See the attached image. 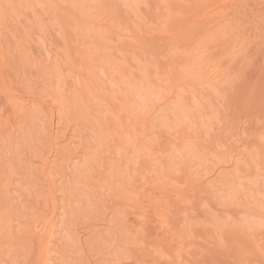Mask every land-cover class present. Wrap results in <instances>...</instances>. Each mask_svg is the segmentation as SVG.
Returning <instances> with one entry per match:
<instances>
[{"label": "rangeland", "instance_id": "obj_1", "mask_svg": "<svg viewBox=\"0 0 264 264\" xmlns=\"http://www.w3.org/2000/svg\"><path fill=\"white\" fill-rule=\"evenodd\" d=\"M16 1L17 2H14L15 4L13 3L14 5L8 3L12 7L7 9V13L9 14L8 15L9 18L12 16V18L15 19V22H13L14 21L13 19H12L13 21L10 19L12 21V24H10V28H8V29H6L5 26L3 24L1 25V23H0V45L3 46L5 49L4 61L6 60V63H7L6 65L9 66V70H11V72L13 74L12 75L13 78L16 77V75H17L18 76L17 78H19L20 80L22 79L24 81V83L22 85L25 87L24 89L28 90V87L31 84L29 82V80L33 75L28 74L30 72H28L29 70H27V66H28V69L33 68L32 69L33 71L39 72L41 74V76H42V74H49V75L53 74L54 79L52 80L53 86L51 87V90L54 92L56 91L61 96V98H60V96H58L59 98L56 97L55 101L61 102V104L66 107L65 110H67V111H66V113L63 112L64 113L63 115H65V116L69 115V116H67L65 118L70 119V117H74L73 120L75 121V117H76V120L79 117H81L83 120L82 119H80V120L85 122L84 118H86V116L88 115L87 120H91L90 121L91 124L90 123H88V124H89V126L90 125L91 126H90V129L89 128H87V129L91 130V127H92L91 131L92 132L94 131L95 134L97 132V135L101 132V134H99L96 137V135L94 136V134L88 133L89 131L87 129L85 131H82L85 129V127H83L82 130L81 129L79 130V133H80L79 135L82 138L81 144H83V142L92 144L93 147H92L91 151L95 150L94 152L97 153V151L99 152V150L103 151L104 150L103 148L106 144H107V146H110V148H111V146H113L114 143L111 142V141H113V137H111L112 133H113L115 139H118L120 137H121L120 139H122V137L123 138L127 137V138H131L132 139L131 141H135L134 139H136V140L138 139L137 142H139L140 141L139 139L141 138L142 142H140V144H141L142 148H141L140 154H143V157H141L140 160H138L139 158H138L137 154H136L137 157H136L135 153H133V155L130 154L131 151H129L128 147L123 146V148L125 147L127 150L125 148L120 149L121 143L123 145L126 142L125 139L121 140L120 144L118 145L119 149H117L116 151L119 153L121 152V157H122V153H123V156H126L127 157L126 159L130 160V161L128 160L129 162H132V160H133V163H135V162L138 163L137 166L141 165L140 167H142L143 170H145L144 171L145 174H143L144 177H145V175L147 176L145 178L143 177L145 180L148 181V179H151L149 181L152 182L156 179L154 182H158L162 185L166 184L165 187H167L168 185H171L173 187L178 188L179 190L183 189L184 191L182 190V193H184L185 195L187 194V196H185L186 198L189 197V199L187 198V200L190 201L189 207H188V201L186 204L189 209H187V211L183 215H180L181 217L179 216L180 219H178V223H176L177 225L175 223L170 224V226L168 225V228L170 230L169 229L163 230L164 227L161 228L160 230H155L153 227H147V228H144V230L140 231V233H137V232L135 233V230H134L132 237L130 238V236H129V238H127L128 237V236H126L127 233H125V230H123L125 235L122 234V229H121L120 235H121L122 239L124 238L123 239L124 241L126 240L125 243L128 242L129 239H130V241L134 240L133 242H136V243L138 242V244H136V245L141 246V249L143 250V254H144L141 258H139L137 263H132V262H130L131 259L128 257L130 254L126 250H125L126 251L125 252L123 249L125 247H127V248L132 247L131 245L130 246L126 245V244H132V243L129 241V243L125 244L126 246H124V244H121L122 245L121 248L123 249V252H121V253H124V254L128 253V256H127V254L125 256H124V254H122L123 257L129 258V259H124L122 257L121 258V259H123L122 263H125V264H153L151 261V257L148 256V255H150V256H154L156 259L157 258L159 259V260L157 259V261H159V262H157L158 264H165L163 257H164V252H165L166 247H164L162 238L164 237L165 234L168 233L169 235L175 234L176 236L180 237L182 240L181 242L183 243L182 245L184 246L183 248L184 249L186 248L187 255H184V257H182L181 260H178L179 261L178 264H264V234L257 235V237H255L256 238L255 241H256L257 245L255 244V246L248 248L250 250V254H249V256H247V258H244L242 260H237L235 258L236 253H241V254L243 253L241 251L242 249H239L238 251H236L233 243L230 241V239H228L229 237H227L228 240H226L225 238L220 236L222 238L218 237L214 243H210L209 241H207L204 238L203 233H201L198 230H197V233L195 232V234H193V236H188L189 232H191L190 228H195V227H197L203 223L208 224V225L209 224L214 225V227H216L218 225L217 226L218 229H220V228L224 229L226 227L227 222L228 221L230 222V220L234 218L237 220V221L235 220L237 222V224H239V226L238 225L237 226L240 227V225H241L240 228H245V227L257 228V227H260L262 224L264 225V217L259 216V215L248 216V215L241 214V213H240L241 215H239V213H237L238 214L237 217H236L237 214L236 215L231 214L233 216L232 217V216H230V214L229 215L227 214L229 212H227V213L223 212L222 213V211L220 212L219 209L217 207H215V205L213 206L210 202L205 200V198L203 196L199 197V196L195 195V196H197V197H195L194 194L196 192H194V187L187 188L188 185L186 186L184 179L179 178V181H177L178 179H175L174 178L175 176H172V175L176 174V173H173L175 171V169H177L178 166H180L176 163L177 162L179 163L183 159H185L186 161L192 159L191 161L194 160L193 164L194 163L195 164L200 163L203 166H205V165L206 166H212V164L214 165V163L215 164L220 163V165H222L223 167H228V165H229L228 163H229V160L231 159V157L235 156L239 152H242L241 148L239 149V147H242V145L247 144L249 142V144H247V145H249L247 147V149L250 147L248 149L250 151L248 152V150H246L248 153H246V151H243V152H245V156H246V154L248 156V157L244 156V158H245L244 161L246 162L247 158H251V160L247 159V162H250L251 166H253V169H252L253 171H251V173L247 174V175L243 171H241L243 175H241V173H239V174L237 173L238 176H236V177H239L240 180L239 179L236 180V177H235V180L232 182V186H233L232 190H235V192H236L234 194V196H237V193L239 196L241 194L244 195V193L246 192V190L248 188L251 191L247 190L248 192L245 193L246 198H249V200L256 198L258 200L261 199V201L262 200L264 201V189H263L264 178L262 179V177H261V176L264 177V169H263L264 163L261 162V160H262L261 158L264 156V152H263V150H264L263 149L264 148V18H263V15H261L260 18H259V16L258 17L255 16L253 13H250V15L248 14V16H245L244 18H243V16H240L241 17L239 19L240 25H241V26H239L240 28L237 26L236 28H238V29L234 30V32H232L231 34L226 33V34H230L231 36H234L233 34H236L237 33L236 31H238L239 33L236 34L238 39H245V36H246V39L249 38L248 40H251V41L254 40V41L252 42L253 45H251V43H250V45L247 46L246 51L244 50L243 52H241L242 54L239 53L241 55L239 57L238 56L236 57L235 62L232 63L233 66L231 65V67L228 68L230 72L232 71L231 74L233 77L236 76L237 78H241V79H237L240 81H235V82H233L234 85L231 83L230 86L226 87V89L224 87V89L220 88L218 91V90H216L218 88L215 87V90H214V86L208 85V84L206 85L205 83L203 84V82L197 83V85L199 84L200 87L199 86H195V87L192 86L191 87L192 84H191V81H189V79L191 80L192 76L195 75V73H194L193 68L185 67L188 65V63L186 61H187V57H188L190 48L191 49L193 48V47H191L192 46L191 43L193 42V44L194 43L198 44L200 41L203 42V40L205 39L204 38L205 36L201 37L203 35L202 29H199V28H202L203 25H201V24H203V21H199L197 23V25H199L200 27L195 31V33L192 36L188 35V34H190V33H188V27L190 26L191 22L194 20L196 21V19L198 18V16L202 12V7L200 5L201 0H95L94 4L92 3L93 5L88 4V7H89L88 9L93 11V12L95 11L94 16H96V17H99V16H100V18H101V16L104 17L105 11L107 12L110 8V5L112 7V4L113 5L116 4L115 6H118V7L120 6V8H123L126 6L125 7L126 10L124 8H123V10L125 11V13H127L128 11L129 12H128V15H125V13L122 9L120 11V9H118V7H115L121 13L123 11V14H121V16L119 15L120 17H118V15H117L113 18L114 20L111 21L112 23H110V26H112V28L110 27V30H109V27L108 28L103 27V29H102L100 24H94L92 26L94 29L90 28L89 26L86 27V25H79L78 26V28H77L78 37H80V38L89 37V40L94 39V40H97V42L98 41L101 42V43H93L90 45L86 43L87 46H86V44L85 45L82 44V46H81V49L83 50V54H84L83 57L85 59H87L88 64L90 63L89 65H91L89 67L90 69H86L85 76L83 75L84 79H81V77H80V80H79L80 82H82L81 80H83L85 85L88 87V88H86V86L81 83V85H83L82 87L87 89L86 92H87L88 97L87 96L85 97L86 94L84 95L81 92V88H77V86H76V88L73 89L74 91L76 89L75 93L73 91H71V89L74 86L73 84H75L74 75H73V77L70 76V74L73 71L70 73V71L69 72L65 71L63 68V64L66 62L70 63L72 65V67L76 66L75 62L73 64H72L73 61L68 62L70 50H69V46L67 47L64 42L67 40V42H68L67 44H69V45L72 44V40L69 37H70V34H73V33H71L73 31V29H70L71 31L69 30V28L66 24V21H65L66 19H64L63 17H60V15H59L58 19H54V18L52 19V17H49L44 13V11L42 9L43 6L40 7V4L38 5V3H36V1L34 2V0H16ZM18 1H19V3H18ZM205 1H208V0H205ZM244 1H246L248 4L249 3L257 4L256 2H252L253 0L252 1L251 0H244ZM44 4L50 5L48 0H44ZM65 4H68V3H65ZM65 4H64L65 7L62 5L64 8H67L68 6H70V4H68V6L66 7ZM62 6H60V8ZM92 7H95L94 10H92ZM251 7L253 8L254 5H251ZM21 8H24V10H26L27 13L25 16H22L21 12L23 11V9H21ZM52 8L58 9V7H52ZM69 8H68V10H69ZM64 10H66V9H64ZM57 11H59V10H57ZM253 11H255V10H253ZM233 23H235V22H233ZM96 25H97V27H96ZM95 27L98 29H96ZM112 32H114L113 35L111 34ZM222 32L219 31V32L214 34L215 35L214 39H216L215 41H217L216 44H218V45H220V44L223 45L228 40V38H226V37H228V35L227 36L224 35L226 31H224V33H222ZM39 33L45 37V41L47 42L49 49L53 53H55V55H56L55 60L52 61V63L50 65L48 63H46L47 61L45 59L44 50L37 43L38 42L37 37H38ZM115 36H117V37H115ZM222 36H224V37H222ZM64 37H66V40ZM68 38H69V40H71V43H69L70 41H68ZM71 38H72V36H71ZM223 38L224 39L226 38L227 40L226 39L222 40ZM252 38H254V39H252ZM63 39L65 40L64 42H63ZM214 44H215V42H214ZM203 45H204V43H203ZM108 50L111 52V53H109V54H111V56L112 55H113V57L115 56L114 58L112 57L113 60L115 58H117L118 55H120V59L118 57L119 61L116 59V61L114 60L112 62V65H111L109 62L111 60H108L109 58L107 59L104 56L105 53L107 54V52H109ZM215 50L216 49H212V50L209 49L208 51H205V50L201 51L202 52L201 53L202 54L201 59L204 60L205 63H207V62L211 63L214 61L217 65L222 64L223 60L221 57L218 56L220 52L217 50L218 53L216 54ZM215 55H217V56H215ZM25 58H28L27 59L28 61ZM95 59H97V60H95ZM127 60H130V63H131L130 67H132L131 70L133 72L131 70L123 72V70L120 68V66L123 67L124 62ZM103 61H105L104 63H106V64H107V62H109V65L112 66L107 71L109 73V77L111 75L112 77L116 78V79H114V78L112 79V77H110L112 79V81H111V83H108L106 85V87H107L110 84L107 87V88H109L108 90H106L104 88L103 96L104 97L105 96L114 97L116 100H118L121 103L122 111H124L123 114L125 115L124 116L125 122H126V120H128L127 118L129 117V115H130V117H129L130 119L132 117H134V115L136 117L140 116L143 113V111L145 110V108L143 109V106L146 107L150 102H153L152 100L159 98L161 95L168 96V93L172 94L174 92H175L174 95L175 94L179 95V96L175 95V98L173 97L171 101L169 100L168 101V102H170L169 104H167L168 103L167 102L165 104V106H161L162 107L161 113H160V115L158 114V116H162L161 119L162 118L163 119L161 121H159L160 118H157V116H156V119L154 121L155 127H157L158 122H161V123H159V128L157 127L159 129V130L157 129L158 134L160 133L159 135L152 136V135H150L149 132H145V131H144L145 134L143 132H141V133L134 134L132 137H131V135L130 136L125 135L129 131V129H126V127H123V125L126 123L128 124V121L130 122V119L126 123L123 122L121 119V116L119 115V113H117V110L113 109L110 104L108 105L107 103H105V101L101 100L99 97L98 86L102 85L103 82L101 81V79L103 80V78L99 75V72H97L96 67L99 63H103ZM113 63L115 64V67L113 66L114 65ZM118 63L119 64L121 63V64L119 65ZM124 67H126V66H124ZM225 68L222 67V68H220L219 71H221V70L224 71ZM73 69H75V68H73ZM76 69H79V66ZM137 69L139 71H135ZM228 69H226L225 71H227ZM17 70H19V71H17ZM113 71H116V73ZM134 71L138 72L137 75H139V77L136 75H135L136 77L133 76ZM23 72H26L25 73L26 75H24ZM129 72L130 73L132 72L133 75H132V73L129 74ZM230 72H228V73H230ZM39 73L38 74L36 73V74L39 75ZM19 75L20 76L23 75L22 76L23 78H20ZM29 75H31V76H29ZM24 76H26V77H24ZM27 76L29 77V79H25V78H27ZM72 78L74 79V83L72 82L73 81ZM34 79L35 78H33V80ZM25 80H28V82ZM33 80L31 82H33ZM39 80H40V78H39ZM113 81L115 83H112ZM31 85L32 86H30L29 90L33 88L34 84H31ZM70 86H71V88H70ZM64 88H67V89L65 91H63ZM174 88H178V89H174ZM33 89H37V86L34 87ZM23 91H25V90H23ZM61 91H62V93H61ZM56 92H55V94H56ZM70 92L74 93L73 94L74 98L76 97V94L77 95L79 94V97L81 96V94H83L81 96L83 99L81 97H80V99H79V97H76L77 99L72 98V101H71V99L69 100L66 94L70 93ZM136 92H138V93H136ZM63 96H65L64 98H66V99H62ZM98 97H99V99H98ZM128 97H131L132 99L126 100ZM59 99H60V101H59ZM61 99H62V101H61ZM181 100H183L185 103H187V105L190 108L191 107L192 108L197 107L196 109H198V111L201 109V107L199 109L198 106L199 105L202 106L204 104L205 106H207L209 108V110H208L209 112H205V110L203 111L204 106H202V109L200 110V112H198L199 116L201 114H203L198 118L199 120L201 119L200 122L198 120V121H193L192 123H189L188 121H191V120L188 119L186 121L187 118H185L186 115L184 114L186 109L184 108L185 111H183V107H185V106L183 104L184 102L180 104ZM148 101H149V103H148ZM66 103H68V104L66 105ZM201 103H202V105H201ZM158 104L159 103H157V105ZM134 105H135V107H134ZM64 106H63V108H64ZM93 106H94V108H93ZM99 106H100V108H99ZM167 106H168V108H167ZM181 106H183V107H181ZM7 109H9V105H7L6 98L0 94V116L3 117V119L1 121L5 120V121H8V123H10V124L16 125L17 121L14 122L13 116L8 114L9 110H7ZM139 109H140V111H139ZM93 110H94V112H93ZM158 110H160V107ZM204 114H205L206 120H204L205 119L203 117ZM126 115H128V116H126ZM164 115H165V118H164ZM141 116H143V114ZM202 117H203V119H202ZM70 120H72V119H70ZM156 120H157V122H156ZM118 121H119V123H118ZM194 122H196L197 124ZM201 122H203V123H201ZM193 123H194V125H193ZM198 123H200L201 126ZM25 126H26V128L24 129ZM25 126L24 127L22 126L21 127L22 129H20V126L16 127V129L22 130L20 132L18 131L19 132V134L17 133L18 137H20V135L22 136L21 138H23V136H25L26 138L24 137L22 140L25 141L27 139V141H28L29 137H28V135L26 136V134H27V132L29 134V131H28L27 125H25ZM93 126H95V127H93ZM110 126H113V127H110ZM115 127H117V128H115ZM185 127H188V128L190 127L188 134L192 135L194 132H196L197 135L194 133L192 136L188 137L186 134L187 132H184L187 137L183 135L182 138L179 139V135H180L181 130L183 133V131H185L187 129ZM160 128H161V130H160ZM110 129L112 130L111 132H109L111 134L107 133L108 132L107 130L110 131ZM101 130H103V131H101ZM116 130H118L122 136L119 133L115 134L118 132ZM176 130L178 131L179 134L175 135L174 133L177 132ZM163 131H168L169 133L166 132L167 135H165V134L163 135L162 134ZM192 131H194V132L192 133ZM25 132H26V134H25ZM102 132H103V134H102ZM106 133L111 135V136L106 135ZM148 133H149V135H148ZM171 133H172V136H170ZM194 135L198 136V138L197 137L195 138ZM90 136L91 137L94 136L95 138H98V140H100L99 144L100 143L102 144V142H103V146L101 145L102 149H100V148H99V150L97 149L99 147L97 145L98 143L96 144L97 139H95V138L93 139V137L91 138ZM99 136H101V137H99ZM104 136L106 138H109L110 140L109 139L107 140ZM157 136L158 137L162 136V137L157 138ZM2 137L4 138V140H3L4 142H3V146H2V144L0 145V173H1L0 176H2V173L4 174L5 173L4 171H6V170H7L6 174H8L7 173L8 169H6L8 162H6V161L9 158L8 152L10 151V149H9L10 147L8 144L9 142L6 139V136L4 134L0 133V139H3ZM83 138H85V140ZM90 138L93 139L94 141L92 140L93 141L92 142ZM185 138H186V140L187 139L188 140L183 141ZM18 139L19 138H17L14 141V143L17 142ZM194 139H196V140H194ZM27 141H25V142H27ZM129 141L130 140H128V142ZM21 142L23 143V141H21ZM195 142H197V143H195ZM24 143L22 144V146L24 145ZM35 143L36 142L32 143V145ZM104 143H106V144H104ZM28 144L29 143H26L24 146H27ZM83 145L85 146L86 144H83ZM76 146H79V145L76 144ZM96 146H98V147L95 148ZM198 146H199V148H198ZM31 147L33 148V152L35 150V152L38 151V153H43L42 148L40 149V146L38 144L28 147L29 150H32ZM36 147H38L37 148L38 150L36 149ZM80 147L81 146H79L78 149ZM201 148L203 151L201 150ZM96 149H97V151H96ZM5 150H6V153H8V154L5 153ZM233 151H234V153H233ZM28 152H29L28 150H27V152H25L28 154V156L25 157L26 159L24 158L26 160L24 162L25 165L29 166V167L31 166L33 169H37L39 167L38 166L39 161H40L39 157L41 155H39V157H35L32 155V157H33L32 158ZM89 152H88V156L90 155ZM124 152H126V153L124 154ZM127 152H129V155ZM228 153H231V154H228ZM177 154L179 156V159L176 158ZM35 155H38V154H35ZM86 155L85 156L82 155L83 158L81 157L79 160H78V158H77V160L74 159L73 163L70 162L69 164L65 165V167H64L66 169L65 173L69 172L68 174H70V172H72V171H73L72 173H75L76 171H78V170H76L77 168L75 169V167L78 166L79 167L78 169H80L79 174H81V176L84 177V175H82V172H81L82 166L77 165V164L79 163V161H80V164H82L83 161H81V159H85L86 157L87 158L85 160L90 161V162H94V161H91V159L94 156L93 157L89 156L91 158L90 159ZM93 155H96V154H93ZM91 156H92V152H91ZM150 156H151V159L153 160V162H154V160H157V161L150 164L148 162L150 160ZM184 156H186L187 159H186V157L183 159L181 158ZM228 156L230 158H228ZM119 157H120V154H119ZM119 157H118V159H119L118 163L116 162L117 165L115 163V166H114V168L116 167L117 169L119 168L120 163L122 164L121 166H123L124 164L122 162L127 161V160L126 161L123 160V157L122 158L121 157L119 158ZM147 158H148V160H147ZM180 158H181V160H180ZM75 160H76L77 164L75 163ZM93 160H95V159L93 158ZM4 162L7 163V165L4 164ZM37 163H38V165H37ZM94 163H95V166L93 165V163H91L92 166L90 167L91 169H93V171H95V173L92 171V175L88 174L87 170H83V171H85V173L87 172L85 175H87V176L91 175V176H89V178L90 177L95 178L97 176L96 174H97L98 166L96 168V161ZM126 163H125V165H126ZM139 163H140V165H139ZM226 163H227V165H226ZM128 164H127L128 165L127 168H129V171H130V165L132 163H128ZM93 166H94V168H93ZM121 166H120V170H118L116 173L114 172V175H118L119 177L116 176L117 178L115 177L116 178L115 179L114 175H113V178L115 179V180L113 179V181H116L117 179H119V181H120V179H121L120 174H122L123 176L126 175V171H125L126 167L121 168ZM149 166H152V168H150V171L147 168ZM254 166H256L255 169H254ZM257 166H259V167H257ZM127 168H126V170H127ZM215 168L216 167H214V169ZM164 169H165V171H164ZM74 170H75V172H74ZM129 171L127 170V173ZM119 172H120V174H119ZM148 172H150V176L152 175L151 178H150V176H148L146 174ZM89 173H90V171H89ZM103 173H105V172H103ZM76 174L77 173H75V175ZM249 175H251V176H249ZM87 176H85V177L87 178ZM153 176L155 179L154 178L152 179ZM246 177H248L249 179ZM259 177H260V179H259ZM69 178L72 179L71 175H70V177L68 176V179ZM124 178L122 177V179H124ZM129 178H131V175L129 176ZM90 179H88V180H90ZM122 179L119 182L120 184H118V186L120 187L119 189H118V186L116 189H114L115 185L110 184L109 186H111L113 188V193L115 191L117 192V195L114 193L115 197L118 196V193H119V195L123 194L122 195L123 197L125 195L126 197L128 196L127 198H131L133 193L136 194L135 192H138V188L135 190V192H133L132 189H134L136 186L133 185V183H129L128 179H125L128 181H125V180L122 181ZM245 179L249 180V182H247ZM243 180L246 182H244ZM254 181L257 182L256 183L257 185H251V184H253ZM16 182H17L16 183L17 185H15V188H14V186L12 188V190H13L12 193H14L13 197H14V199H16V197H17V199L15 201L16 202L20 201L19 202L20 205L21 204L25 205V202L27 200V197H26L27 194H30L31 196L33 194L35 195V193H34L35 190L33 189L35 187H32L33 184H31V182L28 179H26V181L18 180ZM70 182H71V180H70ZM70 182H69L70 188L68 187L69 190L72 188V185H71L72 182L71 183ZM124 182H127V184L129 183L130 185L124 184ZM236 182H237V184L238 183L240 184V185L238 184V188H236L237 186H235V185H237ZM117 183H118V180H117ZM121 183L123 184V187L121 186L122 185ZM125 185H127L129 187L132 185L134 187V188H132V186L130 187V189L132 188L131 189L132 191H130V189L128 190V191H130L129 195H128L129 192H126L127 189H126ZM148 185H149L148 183L144 184V188H145L144 193L145 194L143 195L144 198L142 199L143 203L146 202L145 197L151 191L150 189H148ZM239 186H241V187L239 188ZM253 186H255V187H253ZM258 186H260V188H258ZM129 187H127V188H129ZM122 188H123V190L126 189L125 193H124V191H121ZM167 188H169V186ZM255 188H256V191H255ZM239 189H241L240 192H242V191H245V192L244 193L242 192L239 194ZM37 190H38V194H37V196H38L39 191H42V190L36 189V193H37ZM230 190H231V188L228 189V191H230ZM72 191H73L72 194H69V195L70 196L74 195V197L72 196L73 198L76 197L73 200L78 201L81 199V201H82L83 199H85L82 194L81 195L83 198L82 197L80 198V195H79V197L76 196L78 193L77 194L75 193L76 194L75 195L74 194L75 191L74 190H72ZM70 192H71V190H70ZM139 192H140V190H139ZM232 193H234V192L231 191L230 195H232ZM250 193L252 195H250ZM34 195H33V197H31V196H29V197H31L33 199H37L36 198L37 196L34 198ZM41 195H39V196H41ZM67 195H68V190H67L66 196ZM247 195H249V196H247ZM250 196H254L255 198H250ZM72 197H70L68 199L72 200ZM126 197H124V198H126ZM134 197H135V195H134ZM136 197H138V196H136ZM163 197H166V196L164 195ZM167 197H169V196L167 195ZM198 197H199V199H198ZM25 198H26V200H23ZM41 198H43V197H41ZM41 198H40V200H41ZM116 198H120V196H118ZM40 200H37V201H40ZM71 200L68 202H71ZM85 200H83V201H85ZM22 201H24V202H22ZM250 202H252V201H250ZM253 202H255V201L253 200ZM256 202H257V200H256ZM41 203H42V200H41ZM71 203H68V204H71ZM255 203L252 205L254 206L256 204H260L258 202L256 204ZM42 204H44V202ZM33 209H34V207L31 210H29L30 214L28 213L29 219H31V220L32 219L34 220V215L35 214L37 215V213H38V212H36L37 211L36 208H35L36 209L35 211ZM71 213L73 215V212H70L69 213L70 216H71ZM38 215H39V213H38ZM258 218H260L261 220ZM95 220H98V219L95 218ZM29 221L18 222L16 225H14L15 231L17 232V234L18 233L22 234V235H26L27 233L29 234V231H31L33 228V225L30 226V224L33 221L32 222L31 221L29 222ZM84 227H85L84 225L80 224L77 227L78 229L76 228V230L78 232L75 231L74 234L79 235V237H81L82 239L85 238L84 237L85 231H83ZM30 228H31V230H30ZM260 230L261 229H259V231ZM34 231H36V229L33 228V232ZM137 231H139V229ZM219 232L217 233V236H218ZM114 233H115V231H114ZM123 235L126 236V238ZM36 236L38 237L39 233ZM134 236L136 237V239ZM133 237H134V239H133ZM133 244H135V243H133ZM24 246H23V244H21V245L18 244L17 246H11L10 248H8V251L11 254L18 255L21 257L22 255L26 254V252L28 251V249H26L27 247L25 248ZM35 247L36 246L34 245V248ZM127 248H125V249H127ZM122 249H121V251H122ZM119 257H121V255ZM90 261H92V260L90 259ZM7 264H13V262H9Z\"/></svg>", "mask_w": 264, "mask_h": 264}, {"label": "bare ground", "instance_id": "obj_2", "mask_svg": "<svg viewBox=\"0 0 264 264\" xmlns=\"http://www.w3.org/2000/svg\"><path fill=\"white\" fill-rule=\"evenodd\" d=\"M35 1H36V3H38V5L40 4V7L43 6L42 9L47 16L52 17V19L53 18L58 19L59 15H60V17H63L64 19H66L65 21H66V24H67L69 30L73 29V31L71 32L73 34H70V37H69L72 40V44H70V45L67 44L68 42L66 40V37H64L66 41L63 39V42L65 41L64 43L66 44V46L67 47L69 46L70 53H69L68 62L73 61L72 64L75 62L76 66L73 65L74 67H72V65L70 63L66 62L63 64V68L65 71H68V72L70 71V73L73 71L70 74V76L73 77V75H74L75 84H73L74 83L73 78H72V80H73L72 84L75 87L73 86L71 91H73L75 93L76 89H75V91L73 89L76 88V86H77V88H81V92L84 95L86 94L85 95V97H86L87 96V92H86L87 89L82 87L83 85H85V83L83 80H81L82 82H80L79 80H80V77H81V79H84L83 75L85 76L86 69H90L89 67L91 65H89L90 63L88 64V62H87L88 60L83 57L84 54H83V50L81 49V46H82V44L85 45L86 43L90 45L93 43H101V42H99V41L97 42V40H94V39L89 40V37H85V38L78 37L77 28L79 25H86V27L89 26L90 28L94 29L92 27L94 24H100L102 29H103V27H107V28L109 27V30H110V27L112 28V26H110V23H112L111 21H113L114 20L113 18L117 15H118V17H120L121 14H123V11H124L123 8L125 9L126 6L123 8H120V6L118 7V6H115L116 4L115 5L112 4V7L110 5L109 10L107 12L105 11V15L103 14L104 17L101 16V18H100V16L99 17L94 16L95 11L93 12V11L88 9L89 8L88 4L93 5L95 0H48L50 5L44 4V0H34V2ZM14 2H17V1L16 0L15 1L14 0H0V14L3 13L5 5H7L8 3L13 4ZM252 2H256L257 4H251V3L248 4L244 0H208V1L201 0L200 1V5L202 7V12L200 13V15L198 16L196 21L195 20L192 21L190 26L188 27V33H190L188 35L192 36L195 33V31L200 27L199 25H197V23L199 21H203V24H201L203 26H202V28H199V29H202V31H203V35L201 37L205 36L204 37L205 39L203 40V42L200 41L198 44H195V43L193 44V42L191 43L192 44L191 47H193V48L192 49L190 48V51H189V54L187 57L186 62L188 63L189 66L187 65L185 67L193 68L194 73H195V75L192 76L193 79L192 78H191V80L189 79V81H191V84H192L191 87L192 86H194V87L199 86L200 87V85L199 84L197 85V83L203 82V84L205 83L206 85L208 84V85L214 86V90H215V87L218 88L216 90L219 91L220 88L224 89V87H225V89H226V87L230 86L231 83L233 84V82H235V81H240L237 79H241V78H237L236 76L233 77L231 74L232 71L230 72L228 68L231 67L233 62H235L236 57L237 56L239 57L242 54L241 52H243L244 50L246 51V48H247V46L250 45V43H251V45H253L252 42L254 40H252V41L248 40L249 38L246 39V36H245V39H238V37L236 35L237 33H239L238 31H236L237 32L236 34H233L234 36H231L230 34L232 32H234V30L238 29V28H236L237 26L238 27L241 26L240 21H239V19L241 18L240 16H243V18H244L245 16H248V14L250 15V13H253L255 16H257V17L259 16V18L261 15H263V18H264V8L261 7V0H253ZM18 3H19V1H18ZM65 3L70 4V6H68V4H65ZM64 4L66 5V7L67 6L68 7L64 8L65 7ZM251 5H254L255 8L254 7L252 8ZM54 6L58 7V9L52 8ZM60 6H62V7L60 8ZM115 7H118V9H120V11L122 9L123 10L122 13ZM68 8H69V10H68ZM94 8L95 7H92V10H94ZM21 9H23V11L21 12L22 16H25L27 13L26 10H24V8H21ZM64 9H66V10H64ZM57 10H59V11H57ZM253 10H255L256 12ZM128 12L125 13V11H124L125 15H128ZM10 19L11 20L13 19L12 16L10 18L8 16V22H7V25H5L2 18H0L1 25L3 24L6 29L10 28V24H12V21L14 20L13 22H15V19H13L12 21ZM233 22H235V23H233ZM96 27H97V25H96ZM96 29H98V28H96ZM219 31L220 32L223 31L222 33H224V31H226L224 35H226V36L228 35V37H226V38H228V40L225 38L227 41L225 43L222 41L224 43L223 45L216 44L217 41H215L216 39H214L215 38L214 34L219 32ZM113 33L114 32H112L111 34L113 35ZM226 33H230V34H226ZM71 36H72V38H71ZM115 37H117V36H115ZM222 37H224V36H222ZM69 38H68V41H70L69 43H71V40H69ZM225 39L223 38L222 40H225ZM252 39H254V38H252ZM37 40H38L37 43L44 50L45 59L47 61L46 63H48L50 65L52 63V61H54L56 58L55 53H53L49 49L47 42L45 41V37L43 35H41L40 33L38 34ZM213 41L215 42V44ZM203 43H204V45H203ZM87 44H86V46H87ZM209 49L210 50L216 49L215 50L216 54L218 53L217 50L220 52L218 56L222 58V60H223L222 64L217 65L214 61L211 63L210 62L205 63L204 60L201 59V55H202L201 51H203V50L208 51ZM110 51L107 52V54L105 53L104 56L107 59L109 58L108 60H111L109 62L112 65V62L114 60L116 61V59H117L119 61L120 55H118L119 59L116 56L117 58H115L113 60V58L115 56L114 57H113V55L111 56V54H109V53H111ZM239 53H241V54H239ZM4 54H5V49L3 46L0 45V94L6 98L7 105H9V109H7V110H9V113L8 112L7 113L13 116L14 122L17 121V123H16L17 126L8 123V121H5V120L1 121L3 119V117L0 116V131H1L0 133L4 134L6 136V139L8 140V142H9L8 144L10 147L9 148L10 151L9 152L7 151L9 153V158H8V160L6 159L7 160L6 162H8V165H7V163L4 162V164L7 165L6 169H8V172H7L8 174H6L7 170L5 169L6 171L3 170L5 173L4 174L2 173V176H0V264H7L9 262H13V264H125V263H122L123 259H121L123 257L122 254H124V253H121V252H123V249H124V251L126 250L130 254L128 256V253H125L124 256L127 254V256L131 259L130 262L137 263L139 258H141L144 255L143 250L141 249V246L136 245V244H138V242L137 243L133 242L134 240L130 241V239H129V241L132 244H126V243H129V241L125 243L126 240L124 241L123 240L124 238L123 239L121 238L120 230L122 229V234H124L123 230H125V233H127L126 236H128L127 238H129V236H130V238L132 237L134 230H135V233L136 232L140 233V231L144 230V228H147V227H153L155 230H160L161 228L164 227L163 230H167V229H169L168 225L170 226V224H172V223H175V224L178 223V219H180L179 216L183 215L187 211V209H189L188 207H189L190 201L187 200V198L189 199V197H187V198L185 197V196H187V194L185 195L184 193H182L183 189L179 190L178 188L173 187L171 185H168L169 188H167L168 186L165 187L166 184L162 185L158 182H154L156 180L154 178V176L152 177V179L154 178L155 180L152 182L149 181L151 179H148V181L145 180L144 178L147 176L145 175V177H144L143 174H145V172H144L145 170H143V168L140 167L141 166L140 163H139L140 166H137V164H138L137 162L133 163V160H132V162H129L130 160L128 159L129 160L128 161L126 159L127 157L123 156V153H122L123 160H125V161L127 160L128 162L127 161H126L127 163L124 161L122 162L124 165L126 163L125 166L124 165L121 166L122 164L119 162L120 163V165L118 164L119 168L117 169L115 167L116 168L115 169L114 166H115L116 162L118 163L119 154L121 157V152L119 153L116 151L117 149H119L118 145L120 144L121 140L125 139L127 143L125 141H124L125 145L124 144L122 145V143H121L120 149H124L125 147H128L129 151H131L130 154L131 155H133V153H135V155L137 154L138 158H139L138 160H140L141 157H143V154H140L141 148H142L140 142H142L141 141L142 139L140 138L139 142H137L138 139L137 140L134 139L135 141H131L132 139L127 138V137H126L127 139L123 138V137H122V139H120L121 137L118 139H115L113 133H112V136L109 135V134H111L109 132L112 131L110 129V131L107 130L108 131L107 133H109V134L106 133V135L113 137V141H111V142L114 144L110 148V146H107V144L104 143V144H106L103 148L104 150L100 151L99 148L102 149L101 147L103 146V142H102V144L101 143L99 144L100 140H98V138H95L94 136L96 135V137H97L99 134H101V132L99 131L100 133L97 135L96 131H95L96 134L94 133V131L93 132L91 131L92 127H91V130H89L91 125L89 126L88 123H90L91 120H87L88 115L86 116V118H84L85 122L82 121L83 119L81 117H79V118L77 117L78 118L77 120L75 117V121H74L73 120L74 117H70V119H72V120H70L68 118H65L69 115H66V116L63 115L64 114L63 112L66 113V111H67V110H65L66 107L64 105H62L61 102L55 101L56 97H58L60 95L56 91H55L56 92V94H55V92L51 90V87L53 86L52 80L54 79L53 74L52 75L42 74V76H41V74L39 72L33 71L32 70L33 68L28 69V66L26 65L27 70H29L28 72H30L28 74L33 75L32 77L35 78L33 80V78L31 77L29 82L31 84H34L33 88L37 86V89L32 88L33 90L32 89L29 90L30 86H32L29 83L30 86L28 87V90H26V89H24L25 87L22 86L24 83V81L22 79L20 80L19 78H17L18 77L17 75H16V77L13 78V76H12L13 74H12L11 70H9V66L6 65L7 64L6 60L4 61ZM215 56H217V55H215ZM25 59L27 60L28 58H25ZM95 60H97V59H95ZM127 61L124 62L123 67L120 66V68L123 70V72L129 71L132 68V67H130L131 66L130 60H127ZM104 62L105 61H103V63H99L96 67L97 72H99V75L103 78V80L101 79V81L103 82L102 85L98 86L99 97L101 100L105 101V103H107L108 105L110 104L113 109L117 110V113H119V115L121 116L122 121L125 122L124 121L125 115L123 114L124 111H122L121 103L118 100H116L114 97H109V96L104 97L103 96L104 88L106 90H108L109 88H107V87L110 84L107 87H106V85L108 83H111L112 79L114 78L110 75V77H112V79H111L109 77V73L107 72L108 69H110V67H112V66L109 65V62H107L108 65ZM78 66H79V69H76V68H78ZM113 66L115 67V64ZM124 66H126V67H124ZM222 67H224V68L226 67V68L224 69V71H222V70L219 71L220 68H222ZM73 68H75V69H73ZM226 69H228V70L225 71ZM17 71H19V70H17ZM135 71H139V70L137 69ZM135 71H134V75L132 73L133 71L131 72L132 75L133 76L136 75L139 77V75H137L138 72H135ZM113 72L116 73V71H113ZM228 72H230V73H228ZM25 73L26 72H23L24 75H26ZM36 73L37 74L39 73V75H37ZM131 73L129 72V74H131ZM31 75H29V76H31ZM22 76H20V78H23ZM24 77H26V76H24ZM39 78H40V80H39ZM25 79H29V77L27 76V78H25ZM114 79H116V78H114ZM32 80H33V82H31ZM25 81L28 82V80H25ZM81 83L83 85H81ZM112 83H115V82L113 81ZM70 88H71V86H70ZM86 88H88V87L86 86ZM66 89L67 88H64L63 91H65ZM174 89H178V88H174ZM23 90H25V91H23ZM73 92L66 94L68 99L69 100L71 99V101H72V98L77 99L76 97H79V94L78 95L76 94V97L74 98ZM61 93H62V91H61ZM136 93H138V92H136ZM174 93H172V94L168 93V96L161 95L157 99L154 98L155 100H152L153 102H150V103L148 101L149 104L146 107L143 106V109L145 108V110H144L145 112L143 111V113H142L143 116H141L142 115L141 114L140 116L136 117L134 115L135 114L134 113L133 114L134 117L131 116L132 118L130 119L129 118L130 115H129V117L127 119L128 120L130 119V122L128 120H126V122L128 121V124L126 122H125L126 124H124V125L121 123L123 125V127H126V129H129V131L125 135H127V136L131 135V137H132L134 134L141 133V132H143L144 134H145V132H149L150 135H152V136L159 135L160 133L158 134L157 131L159 130L158 129L159 123H161V122L157 123V127H158L157 128L154 126V121L156 119V116H157V118H160L159 121H161L163 119V118L161 119L162 116H158V114L160 115V113H161V109H162L161 106H165V104L169 100L171 101L173 97L175 98V95H177V94L174 95ZM83 94H81V96ZM177 96H179V95H177ZM64 97L65 96H63L62 99H66ZM80 97H79V99H80ZM99 97H98V99H99ZM131 97H128L126 100L132 99ZM60 98H61V96H60ZM62 99H61V101H62ZM59 101H60V99H59ZM183 102L184 101L181 100L180 104ZM68 103H66V105ZM157 103H159V104L157 105ZM169 103L170 102H168L167 104H169ZM183 104L185 107H183V106H181V107H183V111H185V109H186V111L184 113L186 115L185 118H187L186 121L188 119L191 120V121H188L189 123H192L193 121H198L199 120L198 118L201 115H203V114H201L199 116V113H198L202 109V106H204L203 111L205 110V112H209L208 111L209 108L207 106H205L204 104L202 105V103H201L202 106H200L198 104L199 105L198 108L200 109V107H201V109L199 111H198V109H196L197 107H193V108L191 107L190 108L187 105V103L184 102ZM63 106H64V108H63ZM134 107H135V105H134ZM159 107H160V110H158ZM93 108H94V106H93ZM99 108H100V106H99ZM167 108H168V106H167ZM139 111H140V109H139ZM93 112H94V110H93ZM126 116H128V115H126ZM203 117L205 118L204 120H206L205 114ZM203 117H202V119H203ZM164 118H165V115H164ZM80 119H82V120H80ZM157 120H156V122H157ZM200 120H199V122H200ZM118 123H119V121H118ZM194 123H196V122H194ZM194 123H193V125H194ZM201 123H203V122H201ZM198 124H200V123H198ZM18 125L20 126V129H22L21 128L22 126L24 127L25 125H27L28 131H29V134H28V132H27V134L25 132L26 136L28 135V137H29L28 141H27V139L25 140L27 142L22 140L25 136H23V138H21L22 137L21 135H20V137H18L19 132L22 131V130L16 129V127H19ZM113 126H110V127H113ZM200 126H201V124H200ZM83 127H85L84 130H82ZM93 127H95V126H93ZM25 128H26V126L24 127V129ZM87 128H89V129H87ZM115 128H117V127H115ZM185 128H187L186 129L187 131L185 130L182 133V130H181L180 135H179V139L182 138L183 135L186 136V134L188 137L192 136L194 133L196 134V132H194V131H192V133L194 132L192 135L188 134L190 127L189 128L185 127ZM80 129L82 131H85L87 129L89 131L88 133L94 134V136H92V137H93V139L94 138L97 139L96 144L98 143L97 145L99 146V147L96 146L95 148L98 147L97 149L99 150V152L97 151V149H96L97 153L94 152L95 150L91 151L93 146L90 143H84L83 142V144H86L85 146L83 144H81L82 138L79 135ZM160 130H161V128H160ZM101 131H103V130H101ZM116 131H118V130H116ZM166 132L169 133L168 131H163L162 134L167 135ZM184 132H187V133L185 134ZM118 133H119V131L115 134H118ZM149 133H148V135H149ZM102 134H103V132H102ZM119 134L121 135V133H119ZM174 134L176 135L179 133L177 131ZM170 136H172V133L170 134ZM99 137H101V136H99ZM159 137L161 138L162 136H159ZM159 137L157 136V138H159ZM196 137L198 138V136H195V138ZM17 138H19L18 139L19 141L17 140V142L14 143V141ZM83 139L85 140V138H83ZM93 139H91V141ZM106 139L108 140L109 138H106ZM3 140H4V138L0 139V142H1L0 145L2 144V146H3V142H4ZM128 140H130L129 141L130 143L128 142ZM185 140H186V138L183 141H185ZM194 140H196V139H194ZM21 141H23V143L25 142L24 145L26 143H29L28 144L29 146L28 145L22 146L23 143ZM34 142H36V143L33 145L38 144L40 146V149L42 148L43 153H38V151H37L38 147H36L37 152H35V150L33 152L32 147H31L32 150H29L28 147L33 146L32 143H34ZM195 143H197V142H195ZM76 144L81 146V147L78 149L79 146H76ZM247 144H249V142ZM247 144H244V145H242V147H239V149L241 148L242 152L237 153L235 156H232L233 154L231 155L232 157L229 160L228 167H223L222 165H220V163H218V164L214 163V165L212 164V166H206V165L203 166L200 163L199 164H195V163L193 164L194 160L191 161L192 160L191 159V160L186 161L185 159H183L186 156L181 157L183 160L180 161L179 163L178 162L176 163L180 166H178V168L175 169V171L173 170L174 171L173 173H176V174L172 175V176H175L174 178L178 179L177 181H179V178L184 179L186 186L188 185L187 188L194 187V192H196L194 194V196L195 195H197L199 197L203 196L205 198V200L210 202L213 206L215 205V207H217L220 212L222 211V213L223 212H226V213L229 212L227 214L228 215L230 214V216H232L233 214L236 215L237 213H239V215H241V214H245L248 216L259 215V216L264 217V201L262 200L263 201L262 202L261 199L258 200L254 196H250V198H255L252 200L251 199L249 200V198H246L245 193L248 192L250 189L247 188L248 191L246 190V192L242 191L243 193L245 192L244 195L241 194L239 196H238V193H237V196H234V194L236 192H235V190H232V188H233L232 182L235 180V177L238 176L237 173L238 174L241 173V175H243L241 172V171H243L247 175V174H250L251 171H253L252 170L253 166H251L250 162H247V159L251 160V158H247L246 162L244 161L245 152H243V151H246L250 148L249 147L247 149V147L249 146ZM123 146H125V147L123 148ZM198 148H199V146H198ZM6 150H5V153H6ZM27 150L29 151L28 153H29V155H31V157H32V155L35 157H39V155H41L39 157V160H40L39 165L37 163V165L39 166L37 169H33L31 166L29 167V166L25 165V163H24L26 161L25 157L28 156V154L25 153V152H27ZM201 150H202V148H201ZM249 151L250 150H248V152ZM88 152L90 154L89 156L90 157L94 156L93 158L95 160H93V158L91 159L88 156ZM91 152H92V156H91ZM248 152L246 151V153H248ZM263 152H264V150H263ZM8 153H6V154H8ZM125 153L126 152H124V154ZM127 153L129 155V152H127ZM233 153H234V151H233ZM35 154H38V155H35ZM93 154H96V155H93ZM228 154H231V153H228ZM82 155L88 156L91 159V161H94V162L96 161V168H97V166H98V168H97V174H96L97 176L95 178H92V177H90L91 179L89 178V176L92 175V171H93V169L90 168L92 166L91 163H93V165L95 166L94 162L87 161V160H85L87 157L86 158L84 157L85 159H81V161H83L82 162L83 165L80 164V161L78 164L76 163L77 158H78V160L81 157L83 158ZM137 155H136V157H137ZM176 156H177L176 158L179 159L178 154ZM246 156H247V154H246ZM181 158H180V160H181ZM228 158H230V157L228 156ZM74 159H76L75 163L77 165L82 166L81 172H82V175H84V177L81 176V174H79L80 169H78L79 167L76 164L75 165L77 167H75V169L77 168L76 170L79 171V172L78 171L75 172V170H74V172L77 173L76 175H75V173H72L73 171L70 172V174H68L69 172L65 173L66 172V169L64 168L65 165L69 164L70 162L73 163ZM186 159H187V157H186ZM261 159H260L261 162L264 163V156ZM147 160H148V158H147ZM155 161H157V160H154V162ZM148 162L150 164L154 163L153 160L151 159V156H150V160ZM117 163H116V165H117ZM128 163H132L130 165V171H129V168H127L129 165ZM226 165H227V163H226ZM94 166H93V168H94ZM120 166H121V168L126 167L127 170L130 172V173L129 172L127 173V170L125 168V171H126L125 176L126 177L123 176L122 174H120L121 171L119 172L121 179H122V177L123 178L125 177L124 179H122V181L125 179H128L129 183H133V185L136 186L134 188L131 185L132 188H134V189L131 188L133 190V192H135V190L138 188V192H135L136 194L133 193L135 195V197L132 194L131 198H127L128 196L126 197L125 195H124V197H126V198H124L122 196L123 194L119 195V193H118V196H120V198H116V197H118V196L115 197V194L117 195V192L115 191L114 192L115 194H114L113 188L111 186H109L110 184L115 185L116 187L114 186V189H116L118 184H120L119 182L121 181V179H120V181H119V179H117L118 183H117V180L113 181V179L116 176H118V175H114V172L116 173L118 170H120ZM152 166L147 167L149 169V171H150V168H152ZM214 167H216V168L214 169ZM255 167L256 166H254V169H255ZM257 167H259V166H257ZM83 170H87L88 174H91V175H88V176L85 175L87 172L85 173V171H83ZM89 171H90V173H89ZM164 171H165V169H164ZM93 172L95 173V171H93ZM103 172H105V173H103ZM148 173H146V174L148 176H150V172H148ZM70 175H71L72 179H70V178L68 179V176L70 177ZM113 175H114V178H113ZM130 175H131V178H129ZM85 176H87V178ZM151 176H150V178H151ZM249 176H251V175H249ZM261 177H262V179L264 178L263 176H261ZM246 178H248V177H246ZM26 179H28L31 182V184H33L32 187H35V188H33L35 190V192H34L35 195L33 194L34 198L38 194V190L36 193V189L42 190V191H39V195H41V194L42 195L41 196L38 195L36 197L37 199H33V198H31V197H33V195L31 196L30 194H27V196L25 195L27 197V200H26V198L23 199V200H26L25 205H22V204L20 205V203H19L20 201L19 202L15 201L17 199V197L15 196L16 199H14V197H13L14 193H12L13 192L12 188H13V186L15 188V185H17L16 181H18V180L26 181ZM88 179H90V180H88ZM237 179H239V177H236V180ZM259 179H260V177H259ZM70 180L72 182L71 185L73 188V189L72 188L70 189L71 192L68 189ZM128 180H125V181H128ZM246 181L249 182V180H246ZM246 181H244V182H246ZM146 183L149 184L148 189H150L151 191L148 193L149 196L147 195L145 197L146 202L143 203L142 199L144 198L143 195L145 194L144 193L145 192L144 184H146ZM256 183L257 182L254 181L253 184H251V185H257ZM124 184H127V182H124ZM236 184H237V182H236ZM238 184L235 185V186H237L236 188H238ZM127 185H125L127 191H126V189L123 190V188L121 191H124V193H125V191L129 192L128 193V195H129L130 191H132V190L130 189L131 186L129 187ZM121 186L123 187V184ZM127 187H129V188H127ZM229 187L231 188L230 191H228V189H230ZM240 187L241 186H239V188ZM253 187H255V186H253ZM119 188L120 187L118 186V189ZM258 188H260V186H258ZM129 189H130V191H128ZM263 189H264V187H263ZM67 190H68V195L66 196ZM72 190L75 191L74 194L78 193L77 195L75 194L76 196L79 197V195H80V198H81L83 195L86 200L83 199L85 201H83V200L81 201L80 198H79L80 200L77 199L78 201L73 200L76 197L73 198L74 195H71V196L69 195V194H72V192H73ZM139 190H140V192H139ZM240 190L241 189H239V194L242 193V192H240ZM231 191L234 192V193H232V195H230ZM255 191H256V188H255ZM164 195L166 197H163ZM167 195L169 197H167ZM250 195H252V194L250 193ZM29 196H31V197H29ZM136 196H138V197H136ZM197 196H195V197H197ZM247 196H249V195H247ZM41 197H43V198H41ZM70 197H72V200L70 199L72 203L68 202V201H70L68 199ZM199 197H198V199H199ZM40 198L42 200V203L44 202V204L41 203ZM37 200H40V201H37ZM253 200L255 202L257 200V202L260 204H256L257 202L255 203V202H253ZM187 201H188V207L186 205ZM250 201H252L253 203ZM22 202H24V201H22ZM68 203H71V204H68ZM254 203L256 205L253 206L252 204H254ZM33 207H34V209H33L34 211L37 209L36 212H38L39 215H38V213H37V215L35 214L34 220L33 219L31 220V219H29V214H30L29 210H31ZM70 212H73V215L71 213V216H70V214H69ZM237 216H238V214L236 215V217ZM95 218H97L98 220H95ZM260 218H258V219H260ZM29 220L31 222L33 221L32 222L33 224L31 223L30 226L33 225V228L36 229V231L33 232V228H32V230L30 228L31 231H29V234L27 233L28 235L27 234L22 235L19 233L17 234V232L15 231L14 225H16L18 222H22V221L24 222V221H29ZM235 220L236 219L233 218L230 220V222L228 221L226 224V227L224 226L225 228L224 229L222 228L223 230L220 227L219 228L221 230L218 229V227H217L218 225L216 226L217 227L216 228V227H214V225H211V224H209V225L204 224V223L200 224L199 226H197L195 228H190L191 232H189L188 236H193V234H195V232L197 233V230H198L201 233H203L204 238L207 241H209L210 243H214L215 240L220 236H222L226 240L230 239V241L233 243L236 251H238L239 249H242L241 250L243 252L242 254L236 253V255H235V258L237 260H242L244 258H247V256H249L250 250L248 248L255 246V244L257 245V243L255 241L256 240L255 237H257V235L264 234V225L262 224L260 227H257L258 229L254 228V227L240 228L241 225H240V227H238L239 224H237V222H236L237 220L236 221ZM80 224L85 226L84 230H83V231H85V234L83 233L85 235L84 236L85 238H83V239L81 237H79V235L74 234V232L77 231L76 228ZM136 229L137 230L139 229V231H137ZM259 229H261V230L259 231ZM114 231H115V233H114ZM218 232L220 235L218 234V236H217ZM38 233H39V236L37 237L36 235ZM126 236H124V237L126 238ZM134 237H133V239H134ZM222 237H220V238H222ZM227 237H229V238L227 239ZM135 239H136V237H135ZM162 241H163L164 247H166L165 252H164V257H163L165 264H178L179 263L178 260H181L182 257H184V255H187L186 248L185 249L183 248L184 246L182 245L183 243L181 242L182 241L181 238L176 236L175 234H171V235H169L168 233L165 234L164 237L162 238ZM133 243H135V244H133ZM18 244H20V245L23 244V246L25 245L24 247L25 248L27 247L26 249H28V251H27L28 253L26 252V254L22 255L21 257L18 255H14V254L9 253L8 248H10L11 246H17ZM121 244H124V246H126V245L130 246L131 245L132 247H128V248L125 247L127 249H125V248L122 249ZM34 245L36 246L35 248H34ZM121 249H122V251H121ZM120 255H121V257H119ZM148 256L151 257V261L153 264H158L157 263V262H159V261H157L158 258L156 259L154 256H150V255H148ZM129 258H124V259H129ZM90 259L92 261H90Z\"/></svg>", "mask_w": 264, "mask_h": 264}, {"label": "snow or ice", "instance_id": "obj_3", "mask_svg": "<svg viewBox=\"0 0 264 264\" xmlns=\"http://www.w3.org/2000/svg\"><path fill=\"white\" fill-rule=\"evenodd\" d=\"M10 7H12V6L11 5L4 6V11H3L2 14H0V18H2L3 22L5 23V25H7V22H8L7 9L10 8ZM261 7L264 8V0H261Z\"/></svg>", "mask_w": 264, "mask_h": 264}]
</instances>
